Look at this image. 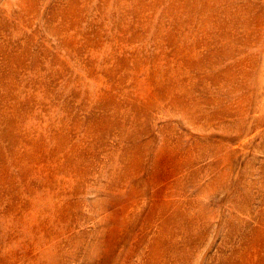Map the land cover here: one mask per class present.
<instances>
[{
  "label": "rangeland",
  "instance_id": "1",
  "mask_svg": "<svg viewBox=\"0 0 264 264\" xmlns=\"http://www.w3.org/2000/svg\"><path fill=\"white\" fill-rule=\"evenodd\" d=\"M0 264H264V0H0Z\"/></svg>",
  "mask_w": 264,
  "mask_h": 264
}]
</instances>
